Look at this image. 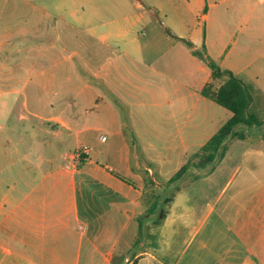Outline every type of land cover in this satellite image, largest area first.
I'll return each mask as SVG.
<instances>
[{"label":"crops","instance_id":"obj_1","mask_svg":"<svg viewBox=\"0 0 264 264\" xmlns=\"http://www.w3.org/2000/svg\"><path fill=\"white\" fill-rule=\"evenodd\" d=\"M132 5V13L115 15L105 30L90 28L101 43L94 55L104 51L91 78L44 77V112L30 113L40 126L21 132L0 124V264H264V206L219 207L221 194L201 207V215L197 209L187 214L183 225L190 246L215 215L211 237L196 252L177 254L173 219L180 197L162 218L159 159L148 151L159 148L155 119L181 116L191 133L187 122L196 109L204 117L214 112L215 102L202 94L214 81L212 71L186 44L192 16H200L202 33L193 40L194 50L203 47L221 69L251 88L250 112L264 111V0ZM187 67L201 75L197 83ZM178 68L181 85L173 75ZM193 97L201 106L193 105ZM76 101L82 110H70ZM56 102L70 103L56 109ZM259 120L261 133L237 139L264 140ZM250 153L264 161V151ZM229 158L228 148L206 180L220 178ZM230 222L232 237H219L220 227ZM208 242L213 246L207 253ZM221 244L227 246L223 252Z\"/></svg>","mask_w":264,"mask_h":264},{"label":"rangeland","instance_id":"obj_2","mask_svg":"<svg viewBox=\"0 0 264 264\" xmlns=\"http://www.w3.org/2000/svg\"><path fill=\"white\" fill-rule=\"evenodd\" d=\"M117 1L0 0V124L13 126L21 132L40 126L41 120L30 113L44 112V77L67 80L79 77L88 79L93 76L95 68L104 61V51L100 56L94 55L101 43L90 36V28L97 25L105 30L107 27L104 24L112 17H117L122 12L134 11L133 0H123L124 4ZM200 21L199 15L188 19L191 27L185 34L188 40L186 42L190 41L192 44L193 40H201ZM188 48L193 53V44ZM196 51L207 54L201 46ZM189 69L193 73V83H197L201 75L194 68L187 67V71ZM173 75L178 81L176 85L184 83L183 73L179 68ZM225 80H214L213 90L218 89ZM68 103L70 102H56V109H62ZM77 103L71 102L70 110H82ZM192 103L194 106H201L196 97H193ZM210 106L214 112L208 117H204L197 109L193 112L191 123L187 122V126H192L191 133L188 128L185 131L181 116L176 121L169 114L155 119L160 128L159 142L156 143L159 148L148 150L155 160L159 159L155 163V169L161 173L159 204L162 218L168 214V207L174 203L177 195L180 197L173 219L178 224L177 245L174 250L177 254L186 256L199 249L201 240L211 237L210 230L215 219V215H212L198 230L195 242L188 246L189 237L185 235L183 225L191 211L197 209L201 215V207L216 200L220 194L222 197L217 202L219 207L264 206V161L250 153L253 150L264 151V140L245 139L240 142L238 136L228 139L226 145L230 150V158L225 171L215 182L206 180L211 164L206 162L207 153L201 145L230 117L229 111L224 107L215 103ZM165 107L168 110V105ZM261 110H254L253 114L264 120V111ZM177 127L182 128L180 133ZM261 130L257 125L239 126L236 129L238 134L245 136L261 133ZM190 134L192 139L189 138ZM104 146L100 144L98 149H103ZM77 154L81 157L82 152ZM219 162L216 160L214 164L218 166ZM183 166L188 167L184 176L179 181L171 182V178ZM230 225L231 222L220 227L222 234L219 237H232L227 231ZM208 245V251H205L207 253L213 246L211 242ZM226 249V245L218 246L219 252ZM241 264L249 263L242 260Z\"/></svg>","mask_w":264,"mask_h":264},{"label":"trees","instance_id":"obj_3","mask_svg":"<svg viewBox=\"0 0 264 264\" xmlns=\"http://www.w3.org/2000/svg\"><path fill=\"white\" fill-rule=\"evenodd\" d=\"M188 46L192 44L186 42ZM193 54L203 60L212 71L214 80L225 78V82L216 90H213V84L210 83L202 90L203 96L213 100L218 105L224 107L232 113L231 118L218 130V132L203 147L207 153L206 162L211 164L208 173H211L215 167L216 160L221 161L227 151L226 142L233 137L244 138V135L238 134L236 128L239 126L251 127L261 125L262 122L250 112V106L253 101L252 91L242 80L236 77L232 72L223 70L206 53L193 50ZM187 166H183L172 178L171 182L179 181L186 171ZM121 179L128 181L121 175Z\"/></svg>","mask_w":264,"mask_h":264}]
</instances>
